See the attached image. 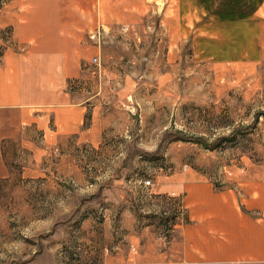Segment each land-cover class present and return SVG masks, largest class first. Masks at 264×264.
I'll return each instance as SVG.
<instances>
[{
    "label": "rangeland",
    "instance_id": "obj_1",
    "mask_svg": "<svg viewBox=\"0 0 264 264\" xmlns=\"http://www.w3.org/2000/svg\"><path fill=\"white\" fill-rule=\"evenodd\" d=\"M24 1L0 0V58L21 44L45 51L44 64L54 57L57 64V54H49L60 53L56 41L38 46L35 33L19 40ZM81 3L87 17L78 20L74 45L69 39L71 48L64 47L76 57L66 90L82 102L93 89L112 125L104 145L79 142L90 126L86 111L80 131L52 146L58 137L50 108L0 111V264H133V237L141 236V246L153 238L163 249L174 235L180 196H162L159 208L154 201L166 176L264 163L262 45L206 49L203 35L163 32V14L136 21L125 8L99 13ZM42 114L50 121L40 130L30 119ZM170 202L177 209L164 210Z\"/></svg>",
    "mask_w": 264,
    "mask_h": 264
},
{
    "label": "crops",
    "instance_id": "obj_2",
    "mask_svg": "<svg viewBox=\"0 0 264 264\" xmlns=\"http://www.w3.org/2000/svg\"><path fill=\"white\" fill-rule=\"evenodd\" d=\"M30 1L23 2L26 10L16 16L18 38L33 39L30 34L35 33L38 46L56 41L60 53L50 50L49 54H57L58 72L54 69L56 57L52 63L44 64L50 58H44L45 51L35 52L21 44L8 48L0 58V111L21 108L24 113L33 114L50 108L58 137L48 143L52 146L65 145L80 131L86 111H90V126L79 142L93 148L104 145L103 133L112 125L109 108L95 103L93 89L82 102L76 100L74 92L66 90L67 79L75 72L76 57L70 51L67 55L64 47L68 43L71 48L82 24L78 20L85 17L80 16L79 8H83L80 1L85 9L97 8L99 13H115L125 8L136 21L147 13L149 17L163 14V32L203 35L206 49L256 51L261 45L264 49V0H93V6L91 0H37L36 4ZM88 18L96 19L95 15ZM62 63L66 70H60ZM77 103L85 106L76 108ZM30 121L41 130L46 128L50 117L42 114ZM155 192L160 195L154 199L157 208L162 205L159 201L162 196H180L181 208L177 209L173 201L169 209L164 208L177 209L174 235L163 249L153 238L149 237V242L141 246V236L133 237L134 253H130L134 255L133 264H264V163L247 162L242 168L220 171L174 172L165 177L164 186L158 184ZM168 201L171 200L165 199ZM146 251H151L156 261L145 258Z\"/></svg>",
    "mask_w": 264,
    "mask_h": 264
},
{
    "label": "built area",
    "instance_id": "obj_3",
    "mask_svg": "<svg viewBox=\"0 0 264 264\" xmlns=\"http://www.w3.org/2000/svg\"><path fill=\"white\" fill-rule=\"evenodd\" d=\"M96 37H98V34L93 35L91 38H96ZM91 63L94 64V65H98V64H99L98 58H97V57H94V58L91 60ZM145 184H146L147 186H149V185H150V181L147 180V181L145 182Z\"/></svg>",
    "mask_w": 264,
    "mask_h": 264
}]
</instances>
